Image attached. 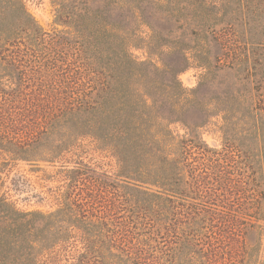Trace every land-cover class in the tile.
<instances>
[{"label": "trees", "instance_id": "16d2710c", "mask_svg": "<svg viewBox=\"0 0 264 264\" xmlns=\"http://www.w3.org/2000/svg\"><path fill=\"white\" fill-rule=\"evenodd\" d=\"M181 1L54 0L62 29L48 33L24 0H0V163H59L87 138L116 160L121 178L108 195L90 166H60L50 213L22 212L0 197V264H261L264 0H199L192 34L200 47L160 44L146 15L178 20ZM141 46L175 65L138 61L130 48ZM189 50L204 70L192 90L178 80ZM84 56L87 76L75 78ZM220 72L234 86L212 99L224 147L197 163L200 144L171 126L189 131L195 112L211 115L196 96Z\"/></svg>", "mask_w": 264, "mask_h": 264}, {"label": "rangeland", "instance_id": "374dc122", "mask_svg": "<svg viewBox=\"0 0 264 264\" xmlns=\"http://www.w3.org/2000/svg\"><path fill=\"white\" fill-rule=\"evenodd\" d=\"M53 2L54 0H24L27 10L48 33H51L54 29H62V27L54 25ZM199 2V0H182L179 4L182 11L178 20L168 17L166 13H150L146 15L148 17L146 21L151 29L161 38L160 44L166 43L167 45H172V41H179L184 47L185 45H188V47L196 45L200 47L197 38L192 34L193 30L197 28L194 25L192 13L199 6ZM119 13L117 9H113L108 13L109 21H119ZM123 20L126 28L134 26V21L130 17H126ZM140 32L146 38L151 34V31L145 26L140 27ZM210 47L208 57L212 64V43ZM163 49H166V46ZM130 52L138 61L150 62L154 67H158L159 69H162L164 64L173 66L176 63L173 61V57H166V55L158 54L159 52H157L158 55L148 54V50L143 46L139 49L131 47ZM193 55L194 51L189 50L187 56L190 59L191 65L178 77V80L186 90L198 88L201 82V75L204 73V70L197 66ZM222 60L226 62L229 61V58L222 57ZM86 61L87 56H84L83 62L74 63L73 73L75 78L82 79L87 76L86 65H83ZM227 76L224 72H220L214 82H212L211 76L203 83L204 85L201 87L200 93L196 96L200 105L204 104L206 108L208 107L209 114H211L209 117L205 118L203 112H195L192 120L187 119L186 122V126L190 129L189 131L179 124L171 126L174 133L186 136L187 139L200 144L201 149H193V156H191V159L197 157L194 158L197 160V163H211L212 159H215L214 151L222 152L223 150V134L215 126L220 122V119L212 117V99L222 97L225 92L234 91V86L231 87L233 80L230 81ZM168 79L169 77L166 76L164 81L168 82ZM256 79L261 80L260 74H258ZM192 121L195 123L204 122V125L199 129H193ZM205 145L208 149H212V153L209 151L205 153L206 159L202 160L199 159L201 156L199 153L207 150ZM7 159L6 163H0V197L7 199L17 210L22 212L39 211L50 213L57 208V202L52 197V192L63 185V181L57 178L60 166L73 167L79 164L78 162L90 166L92 172L89 175L102 182L103 185H108L106 188L108 195L115 192V186L121 180L117 173L116 160L106 150L87 138L80 141L79 147L73 150V154L67 155V159L58 161L59 163H27ZM258 191L262 193V196L258 198L260 207L264 208V186ZM256 223L262 229L259 261L261 264H264V213L261 214L260 219L256 220ZM68 258L69 260L67 261L71 263L72 256ZM64 264L68 263L65 261Z\"/></svg>", "mask_w": 264, "mask_h": 264}]
</instances>
